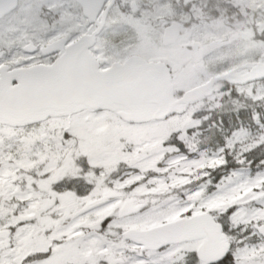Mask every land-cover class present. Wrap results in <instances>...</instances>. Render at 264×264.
Returning <instances> with one entry per match:
<instances>
[{
	"label": "snow or ice",
	"instance_id": "6c2138e0",
	"mask_svg": "<svg viewBox=\"0 0 264 264\" xmlns=\"http://www.w3.org/2000/svg\"><path fill=\"white\" fill-rule=\"evenodd\" d=\"M0 264H264V0H0Z\"/></svg>",
	"mask_w": 264,
	"mask_h": 264
}]
</instances>
